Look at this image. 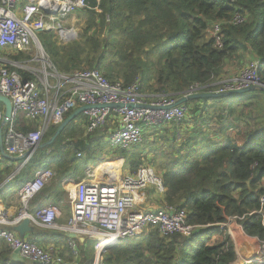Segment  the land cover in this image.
Returning <instances> with one entry per match:
<instances>
[{"label":"trees","instance_id":"16d2710c","mask_svg":"<svg viewBox=\"0 0 264 264\" xmlns=\"http://www.w3.org/2000/svg\"><path fill=\"white\" fill-rule=\"evenodd\" d=\"M87 1L90 9L78 14L86 24L79 40L59 45L53 33L39 36L46 55L61 75L97 69L111 82L125 86L139 79L145 96L167 94L180 98L196 85H217L227 75L229 62L256 59L260 61L258 76L264 86V0ZM237 16L245 19L242 24L233 23ZM215 22L221 23V45L210 34ZM31 59L22 52L10 56L16 63ZM18 72L24 79H33L23 70ZM210 89L214 88L203 92ZM186 106L189 114L184 124L189 120L194 124L186 141L180 125L154 129L166 128L175 132L174 136L180 131L184 139L174 158L159 166L166 189L162 204L186 210L187 223L204 230L196 237L185 238L180 234L163 236L149 227L139 237L122 240L108 249L102 264H236L230 236L218 229L234 216L244 217L240 223L246 235L264 242V217L256 214L261 210L264 192V92L191 100ZM77 119L82 120L83 115ZM77 119L52 146L35 152L24 167L34 169L32 177L35 169L54 155L59 158V168L68 163L70 156L84 154L97 163L109 153L104 145L106 133L87 139ZM213 121L217 125L214 129L208 126ZM58 127H51L43 142ZM34 129L22 120L18 126L23 133ZM231 131H236V136ZM237 137L244 140L243 147L238 146ZM137 149L116 150L122 153V161L132 174L147 163ZM13 171L0 172V188ZM76 242L85 249L84 244ZM10 254L9 247L1 244L0 264H24L12 261Z\"/></svg>","mask_w":264,"mask_h":264},{"label":"built area","instance_id":"2783aa9c","mask_svg":"<svg viewBox=\"0 0 264 264\" xmlns=\"http://www.w3.org/2000/svg\"><path fill=\"white\" fill-rule=\"evenodd\" d=\"M86 9H90L87 0H0V95L9 98L13 108L9 122L3 126L5 107L0 104V131L3 130L6 154L23 158L22 166L31 160L51 127L60 125L68 113L80 107H91L83 113L86 135H93L111 123L112 128L107 129L104 139L111 149L137 147L148 132L162 126L171 128L181 125L188 118L189 108L186 104L174 106L181 97L167 94L145 96L141 93L139 79L125 86L122 82H111L97 69L80 70L71 76L58 73L46 55L39 36L53 33L59 45L74 42L77 39L76 27H66L65 23ZM244 20L237 16L233 23L242 24ZM220 31L221 23H213L210 34L219 45ZM33 50L37 52V57L32 61L44 63L41 76L35 77L37 70L7 59L11 53ZM259 64V60H250L237 77L224 78L213 87L196 85L182 97L202 93L207 88H214L208 91L211 93H228L253 86L262 87L258 76ZM19 69L33 79H24ZM53 78L56 80L54 84L51 82ZM112 104L121 107H107ZM21 120L26 127L34 126L36 129L28 133L19 131ZM181 134L177 131L176 137L180 139ZM2 160L0 152V162ZM104 166L97 165L88 172L87 179L69 187L70 219L66 226L58 227L55 224L61 215L56 207H50L42 215V223L46 226L93 240L94 259L91 264H102L103 255L108 249L122 240L139 237L149 227L157 229L163 236L180 234L185 238L196 237L204 230L187 223L184 209L165 203L150 211L137 208L138 196L142 192L153 190L162 197L166 191L162 176L150 164L142 165L135 174L122 176L118 171L106 177L102 176L106 172ZM55 176L54 171L43 169L36 172L33 180L24 184L18 193L23 212L13 220L8 219L5 211H0V241H4L12 253L19 251L20 256L31 264L64 263L60 256L23 240L14 230L24 218H31L30 204L53 182ZM260 201L261 210L256 214L264 217V192ZM243 219L229 217L225 223L218 225L219 232L230 236L237 257L236 264H264V242L243 232L240 223ZM239 241H249L254 246L255 254L243 256ZM249 242L247 247H250ZM69 246L73 255L77 256L76 240L69 239Z\"/></svg>","mask_w":264,"mask_h":264},{"label":"crops","instance_id":"0c3cea01","mask_svg":"<svg viewBox=\"0 0 264 264\" xmlns=\"http://www.w3.org/2000/svg\"><path fill=\"white\" fill-rule=\"evenodd\" d=\"M77 17V15H74L72 17ZM75 17V18H76ZM77 19V18H76ZM71 20V21H70ZM68 21V24L72 25L75 21V19H70ZM244 63V62H240ZM239 62H229L227 64V70L228 73L225 77L228 78V75L231 73L232 75L237 72V66L240 64ZM84 115L83 119L81 121H77V125H80V127L84 129ZM187 124H181L180 128H183V130H187L188 132H192L194 129V124L188 121ZM176 130V129H175ZM171 132V130H169ZM173 133V132H171ZM234 136H236V133H233ZM87 139H89L86 136ZM237 143L239 147H243L245 144L244 140L237 137ZM82 154H78L75 156L68 157V163L65 164L62 167H57V161L59 160L58 157L55 155L50 158L48 157L47 160L44 161V163H47L48 165L43 169H49L56 173L55 179L53 182L48 185L41 193L40 195L35 198V202L39 205V208L36 211V214L33 215L30 213L29 209V215L33 217L36 222L32 221L30 225V231L25 233L23 236V240H28L32 243H35L49 251H51L53 254L60 256L63 259V264H91L94 259V245L91 246L88 242V240L84 239V241H80V244L85 245V249L83 247L78 246V255H73L72 249L69 246V238L67 237V233H64L63 231L46 226L42 223V215L43 212L49 209L50 207H56L60 210L61 215L58 219L55 220V224L58 227H64L68 224L70 219V207L68 203V189L71 185L74 183H78L82 180L87 179L88 172L93 169L96 165V163L91 162L89 159H86L83 164V167H75V160H79ZM78 158V159H77ZM6 160V161H5ZM102 159H100L101 161ZM117 164V163H116ZM115 163L113 165H116ZM118 165V164H117ZM25 166H22V161H11L3 157V160L0 162V172L4 171L5 169H13V173L6 179L3 186L0 188V211H5V214L7 215L8 219L13 220L18 215H20L23 212V207L20 201V198L18 196V193L20 189L24 186L25 183L28 181H31L35 175H31L32 170H28V168H24ZM111 174H108L107 172L102 173L103 177H106L107 175L116 174V169H112L111 165L109 166ZM120 168V166H119ZM118 168V171H119ZM42 168L35 169V174L37 171L43 170ZM123 169V168H122ZM103 172V171H102ZM120 173L122 176L127 174H132L130 171V168L128 167L125 169V171ZM12 179H9V178ZM5 187V188H4ZM156 193H154L153 190H146L145 192L141 193L138 197V203L140 200H143L141 203V206H139V209L142 211H150L155 210L157 207H159L162 204V197L156 196ZM145 203V204H144ZM30 208V207H29ZM50 216V214H48ZM13 229V228H12ZM82 237V236H81ZM22 238V237H21ZM67 238V239H66ZM216 239V236L213 238V240ZM5 244L4 241H0V245ZM240 244V241H239ZM246 241H242V245L244 248V252L241 253L245 257H251L254 253V248L252 246V250L250 247L246 246ZM252 245V244H251ZM12 253V252H11ZM11 255V254H10ZM25 264H30L26 262Z\"/></svg>","mask_w":264,"mask_h":264},{"label":"rangeland","instance_id":"374dc122","mask_svg":"<svg viewBox=\"0 0 264 264\" xmlns=\"http://www.w3.org/2000/svg\"><path fill=\"white\" fill-rule=\"evenodd\" d=\"M79 14V13H78ZM77 15V19L75 17H71L72 19H75L76 22H74L72 25H74L76 27V30H77V39L76 40H79L81 35H83V32L86 28V24H85V21L83 18L79 17V15ZM69 18V20L71 19ZM71 21V20H70ZM68 22L65 23V26L68 27ZM71 25V24H70ZM75 40V41H76ZM26 55H31L32 56V59L31 60H26L24 62H20L19 65L20 66H23L25 68H32V69H35L37 70L35 72V77L37 76H41V71H43L44 69V63H41V61H32L33 59H35L37 57V52L35 50L33 51H27V52H24ZM14 55L11 53V56ZM7 59L10 60V55H7ZM39 59L41 60V57H39ZM247 62H244V63H240L238 66H237V72L234 71L235 73L232 75L231 73L228 75V78L229 77H237L242 71L243 69L246 67ZM24 68V69H25ZM227 78V77H225ZM53 84L56 83V80L53 78V80L51 81ZM58 82V80H57ZM212 117V116H211ZM81 121V120H80ZM112 122V121H111ZM216 121H213V122H210L208 124V126L210 128H216L217 125L215 123ZM108 128H112V125L110 123V125L107 127V128H104V129H101L99 131H96L93 135L89 136V135H86L89 137V139H94L96 136H97V133L99 132H105L107 131ZM156 130V129H155ZM150 131L148 132L145 137H144V141L137 147H134V148H138L137 150L140 151V154H141V158L142 160H145L147 161V163L145 162V164H153V168L157 171L158 174L161 175V173L159 172V166L160 165H164V162L165 161H170L171 159L174 158V154L175 152H177L179 149L178 145H181L180 143H182V141L184 139H179L177 138L176 136L173 135V133L169 132L168 129L166 128H159V132L157 131ZM191 132H188L187 130H185V141H186V138L189 137V134ZM231 133H236V131H231ZM157 134V136H155ZM182 135V134H181ZM101 136V135H100ZM105 136H107V134H105ZM155 136V138L153 139L152 137ZM99 137V136H98ZM195 140V139H194ZM90 141V140H88ZM104 145L107 146L108 144H106L105 140H104ZM185 147L183 148V152H185L187 150V145L184 143ZM108 148V151L109 153L105 154V155H102L101 156V161L99 160L95 167L97 165H105L103 167L104 171H106L108 174H111V172H109L110 170V165H113L114 163L116 164V166H120L121 168V172L125 171V169H127L129 166L126 165V162H123V157H122V153L120 152H116L117 149H111L109 148V146H107ZM132 148V149H134ZM182 149V148H181ZM133 153V152H132ZM134 153H135V150H134ZM132 154H129V157L131 156ZM85 155H81V157L79 158V160H75L74 163H75V167H83V164L85 160ZM78 159V158H77ZM127 161V160H126ZM144 162V161H143ZM48 164L47 163H41L39 165V168H45ZM152 166V165H150ZM114 168V167H113ZM120 168H119V172H120ZM123 168V169H122ZM145 192V191H144ZM143 193V192H142ZM40 195V194H39ZM38 195V196H39ZM37 196V197H38ZM36 197V198H37ZM36 200V199H35ZM35 200L30 204V213L35 215L36 214V211L37 209L39 208V205L37 204V202H35ZM143 202V200H140L139 203H137V208L139 209V206L143 207L141 205V203ZM145 204V203H144ZM139 205V206H138ZM89 244L91 246L94 245V241L93 240H88ZM249 242V241H246V243ZM248 246H250L251 250H252V246L251 243L249 242ZM239 247H240V250L242 252H244V248H243V245H242V241H240V244H239ZM254 247V246H253ZM260 247V245H259ZM255 251V249H254Z\"/></svg>","mask_w":264,"mask_h":264},{"label":"water","instance_id":"95a60500","mask_svg":"<svg viewBox=\"0 0 264 264\" xmlns=\"http://www.w3.org/2000/svg\"><path fill=\"white\" fill-rule=\"evenodd\" d=\"M256 90H260V91L264 92V86H262V87L253 86V87H250L247 89L237 90V91L228 92V93H211V92L197 93V94L181 97L176 102V104L174 106H180V105L186 104L187 102H189L191 100L222 98V97L227 98V97H231V96H238V95H242L245 93L253 92ZM0 104L5 107V113H4V119H3V126H4L9 122L11 115H12V109L13 108H12V104H11L10 99L5 97V96H2V95H0ZM107 107L117 108V107H121V105L112 104V105H107ZM146 107H148V106H146ZM90 108L91 107L85 106V107H80L79 109L75 110L67 119H65L59 125V127L56 130V132L54 133V135L48 141L42 142L38 146L37 150L45 149V148L52 146L57 141V139L62 134V132L67 128V126H69L73 121H75L77 118H79L81 115H83V113ZM0 152H1L2 156L8 160H11V161H22L23 160V158L11 157L10 155L6 154L5 149H4V145H3V130L0 131ZM32 221L36 222V220L33 217H31V218L26 217L21 221V223L19 225H17L14 228V230L19 234L20 237H22V239H24L23 238L24 234L30 231V225H31ZM66 235L69 239L84 241V238L81 237L77 233H67ZM9 258L14 262H22L24 264L26 262L30 263L28 260H26L20 256L19 251H15V252L11 253Z\"/></svg>","mask_w":264,"mask_h":264},{"label":"bare ground","instance_id":"6f19581e","mask_svg":"<svg viewBox=\"0 0 264 264\" xmlns=\"http://www.w3.org/2000/svg\"><path fill=\"white\" fill-rule=\"evenodd\" d=\"M111 167H114V168H112V169H114V170H115V169L118 170V168H119V167L116 166V165H111Z\"/></svg>","mask_w":264,"mask_h":264}]
</instances>
